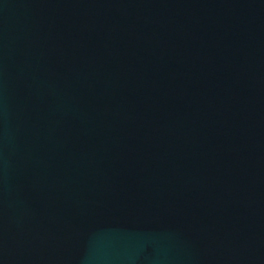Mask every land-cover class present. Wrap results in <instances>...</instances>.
I'll return each mask as SVG.
<instances>
[{
  "label": "water",
  "instance_id": "obj_1",
  "mask_svg": "<svg viewBox=\"0 0 264 264\" xmlns=\"http://www.w3.org/2000/svg\"><path fill=\"white\" fill-rule=\"evenodd\" d=\"M0 264H264V0H0Z\"/></svg>",
  "mask_w": 264,
  "mask_h": 264
}]
</instances>
